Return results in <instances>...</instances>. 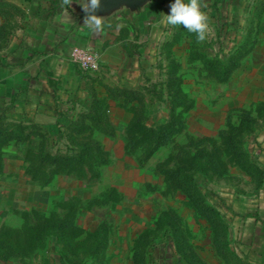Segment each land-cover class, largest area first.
Here are the masks:
<instances>
[{
    "label": "rangeland",
    "instance_id": "rangeland-1",
    "mask_svg": "<svg viewBox=\"0 0 264 264\" xmlns=\"http://www.w3.org/2000/svg\"><path fill=\"white\" fill-rule=\"evenodd\" d=\"M174 2L51 85L14 79L36 19L0 0V264H264V1L203 0L202 43Z\"/></svg>",
    "mask_w": 264,
    "mask_h": 264
},
{
    "label": "crops",
    "instance_id": "crops-1",
    "mask_svg": "<svg viewBox=\"0 0 264 264\" xmlns=\"http://www.w3.org/2000/svg\"><path fill=\"white\" fill-rule=\"evenodd\" d=\"M22 1L29 14L34 15L36 20L27 31L28 46L18 58L19 63L26 64L25 71L14 79L20 81V84L27 80L39 79L51 85L66 78L74 79L76 65L71 59L72 49L76 46L95 48L101 39H106L107 30L97 35L83 27L87 13L82 7L81 0H72L75 7L69 6L67 9L59 8L58 0ZM255 1L256 6H263L264 0ZM162 5L163 3L158 0H147L137 8L121 5L109 13L94 14L105 18L107 27H112L114 21H110L108 16L110 13L116 14L115 12L120 11L121 19L124 16L128 20L126 25L140 27L159 16ZM104 34L105 36L101 38L100 35ZM11 86L12 84H9L10 92Z\"/></svg>",
    "mask_w": 264,
    "mask_h": 264
},
{
    "label": "clouds",
    "instance_id": "clouds-1",
    "mask_svg": "<svg viewBox=\"0 0 264 264\" xmlns=\"http://www.w3.org/2000/svg\"><path fill=\"white\" fill-rule=\"evenodd\" d=\"M64 6H70L72 0H62ZM82 7L87 13L83 27L94 34H102L107 27L105 18L95 15L100 6V0H81ZM203 0H175L170 5V14L164 15V23L172 27L183 26L190 33H194L197 43L204 42L210 35L209 18L202 11Z\"/></svg>",
    "mask_w": 264,
    "mask_h": 264
},
{
    "label": "built area",
    "instance_id": "built-area-1",
    "mask_svg": "<svg viewBox=\"0 0 264 264\" xmlns=\"http://www.w3.org/2000/svg\"><path fill=\"white\" fill-rule=\"evenodd\" d=\"M71 59L76 66L88 73H97L103 68L101 54L92 47H74Z\"/></svg>",
    "mask_w": 264,
    "mask_h": 264
},
{
    "label": "water",
    "instance_id": "water-1",
    "mask_svg": "<svg viewBox=\"0 0 264 264\" xmlns=\"http://www.w3.org/2000/svg\"><path fill=\"white\" fill-rule=\"evenodd\" d=\"M147 0H100V6L95 14H106L121 5H128L131 8H137L144 4Z\"/></svg>",
    "mask_w": 264,
    "mask_h": 264
},
{
    "label": "trees",
    "instance_id": "trees-1",
    "mask_svg": "<svg viewBox=\"0 0 264 264\" xmlns=\"http://www.w3.org/2000/svg\"><path fill=\"white\" fill-rule=\"evenodd\" d=\"M165 1H166V0H162V3H164ZM218 63L220 64L219 61H218ZM210 64H211V66H212V65H214V62L211 61ZM223 80L226 81L227 78L224 77ZM184 177H185V176H184ZM184 179L186 180L185 183H184L183 181H180V180H183V179H180V178H179V182H180L179 184H180L181 187H183V188H182L183 192L190 193V194H194V193L188 188V184H191V183L189 182V180H188L187 178H184ZM208 208H209V207H208ZM147 237H148V236L145 235V236L140 237V239H141V240H146ZM99 242H100V239H99ZM217 251H218V255L221 256L222 258H223V257L227 258L228 255L231 256V257L233 258L234 264H252L251 262H247V261H245L244 259H242V257H240V256H239L237 253H235V252L225 253V251H226L225 249H222V250L218 249ZM227 254H228V255H227ZM140 261H141V260H140ZM140 261H139V262H140ZM137 263H138V262H137Z\"/></svg>",
    "mask_w": 264,
    "mask_h": 264
}]
</instances>
